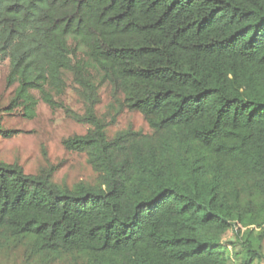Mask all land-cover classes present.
I'll list each match as a JSON object with an SVG mask.
<instances>
[{"label": "trees", "instance_id": "1", "mask_svg": "<svg viewBox=\"0 0 264 264\" xmlns=\"http://www.w3.org/2000/svg\"><path fill=\"white\" fill-rule=\"evenodd\" d=\"M4 62L9 109L28 120L72 77L89 130L63 146L96 177L68 186L0 163V249L39 264H264V0H0ZM102 88L110 125L127 110L150 132L109 138Z\"/></svg>", "mask_w": 264, "mask_h": 264}, {"label": "rangeland", "instance_id": "2", "mask_svg": "<svg viewBox=\"0 0 264 264\" xmlns=\"http://www.w3.org/2000/svg\"><path fill=\"white\" fill-rule=\"evenodd\" d=\"M8 73L7 62L0 64V130L12 132V137L0 135V163L20 166L26 175H35L41 170H54V182L72 186L76 183H93L96 175L87 163L84 154L67 152L63 142L73 136H84L89 127L77 123L72 116L84 114V104L79 90L70 75L65 77L66 87L62 96L54 99L56 106L51 108L39 101L35 118L28 120L20 109L11 111L13 87L6 86ZM39 100L38 94L34 93ZM99 103L95 107L97 117L108 124L107 135L112 138L116 133L133 130L149 133V128L138 113L122 111L115 123L110 125L113 117L110 89L99 91ZM110 125V126H109ZM227 233L221 241H230ZM0 264H39L28 261L18 247L10 246L0 249Z\"/></svg>", "mask_w": 264, "mask_h": 264}]
</instances>
